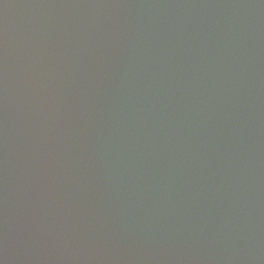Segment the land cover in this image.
Listing matches in <instances>:
<instances>
[{"label": "water", "instance_id": "obj_1", "mask_svg": "<svg viewBox=\"0 0 264 264\" xmlns=\"http://www.w3.org/2000/svg\"><path fill=\"white\" fill-rule=\"evenodd\" d=\"M0 264H264V0H0Z\"/></svg>", "mask_w": 264, "mask_h": 264}]
</instances>
